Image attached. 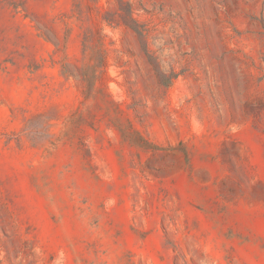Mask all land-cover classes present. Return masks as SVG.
<instances>
[{
    "label": "rangeland",
    "instance_id": "1",
    "mask_svg": "<svg viewBox=\"0 0 264 264\" xmlns=\"http://www.w3.org/2000/svg\"><path fill=\"white\" fill-rule=\"evenodd\" d=\"M0 264H264V0H0Z\"/></svg>",
    "mask_w": 264,
    "mask_h": 264
}]
</instances>
